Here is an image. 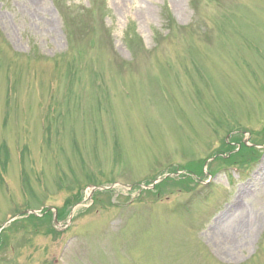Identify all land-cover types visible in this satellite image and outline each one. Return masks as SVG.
<instances>
[{"label":"rangeland","instance_id":"1","mask_svg":"<svg viewBox=\"0 0 264 264\" xmlns=\"http://www.w3.org/2000/svg\"><path fill=\"white\" fill-rule=\"evenodd\" d=\"M1 234L0 264H264V0H0Z\"/></svg>","mask_w":264,"mask_h":264},{"label":"trees","instance_id":"2","mask_svg":"<svg viewBox=\"0 0 264 264\" xmlns=\"http://www.w3.org/2000/svg\"><path fill=\"white\" fill-rule=\"evenodd\" d=\"M89 12H92V9ZM234 139H235L236 143L241 145V148L238 152H235L237 150V147L231 146L224 141V144H223L224 145V152L223 153L224 154L231 153L232 157L234 156L230 160H227V163H229L230 165H242V166H244V165L248 164L250 162V160H254V158L257 156L255 154L258 153L257 150L255 148H249L247 146H244L242 144V140L240 138H238L237 136H235ZM63 213H65V212H63ZM62 219H63L62 214H58V220L62 221ZM22 221L30 223L32 226H34L35 229L37 228V224H42L43 226L50 224L51 230L50 229H48V230H50V232L54 231V230H52V225H51L53 223V216L50 215V212H47L46 214H44V216L42 218H37V217L31 215V216H27V217L23 218ZM19 222H21V221H19ZM19 222H17V223H19ZM2 234L0 236V250L7 247V244H6L7 238H5L4 235H2Z\"/></svg>","mask_w":264,"mask_h":264},{"label":"water","instance_id":"3","mask_svg":"<svg viewBox=\"0 0 264 264\" xmlns=\"http://www.w3.org/2000/svg\"><path fill=\"white\" fill-rule=\"evenodd\" d=\"M33 214L36 215V213H33ZM55 222H56V224H58V222H57V215H55Z\"/></svg>","mask_w":264,"mask_h":264}]
</instances>
